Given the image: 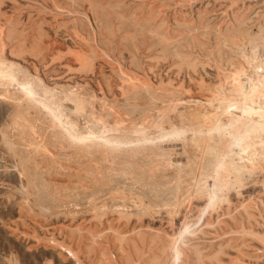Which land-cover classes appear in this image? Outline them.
I'll return each mask as SVG.
<instances>
[{"label": "rangeland", "instance_id": "rangeland-1", "mask_svg": "<svg viewBox=\"0 0 264 264\" xmlns=\"http://www.w3.org/2000/svg\"><path fill=\"white\" fill-rule=\"evenodd\" d=\"M68 1L71 0H0L2 44L5 43L6 18L26 24L30 14L33 13L31 17L34 18L39 13L41 17L38 19L35 16L36 20L44 23L40 24L42 31H39L40 22L35 20L39 22L38 28H28L25 34L29 36L23 33L24 40L19 34L21 38L18 39L19 42L23 41L22 44L16 42V38L20 37L16 32L21 30V26L16 27V32L12 29L13 36H17L12 41L15 43L12 49L15 50L14 45H18V49L24 46L21 52L16 48L15 56L10 46L12 43L9 47L7 45L4 58L9 63L18 64L23 73L43 82L49 90L46 102L60 106L65 120L77 130L102 131L105 127L115 128L119 124L127 137H134L133 128L140 125L155 135V121L162 114L168 115L174 111L178 116L181 110H162L151 106L141 93L126 89L127 83L119 69L147 79L152 87L167 86L170 83L173 88L182 89L184 99L203 101L210 93L201 87V81L211 82L216 78L214 63L207 60L203 53L207 51L206 54L212 56L214 52L223 49L219 47L221 38L216 35L217 31L224 32L243 16L254 18L264 8L262 1L254 0H194L189 5L188 2L183 4L169 1L163 31L174 30L175 20L184 15L186 24L200 27L205 33L200 40L205 47L201 48L196 42L189 43V50L186 48L189 54L192 52L190 57H195L199 64L193 72L186 70L184 65L178 69L179 61L171 56L172 51L178 49L170 47L163 54L157 40L141 30L143 27L140 24L134 26L128 23L125 20V17L128 19L127 9H123L125 12L114 9L118 15L121 14V18L126 13L124 19L120 20L125 22L120 25L121 22H117L119 16L117 20L116 17L110 18V15L107 17L108 8H104L106 13L100 9L99 14L93 10L101 8L106 0H87L88 3L95 1L98 5L102 4L98 6L95 3L98 7L95 5L97 8L93 9L91 7L94 2L90 7L91 4L84 0H75L76 4ZM233 5L235 8L231 7ZM38 10L41 13H37ZM101 10L107 14L106 17L101 16ZM116 13L111 16H116ZM139 23H142V18ZM103 26L108 31V27H112V38L110 35L107 39L110 43L103 40L110 34L107 31V35L103 33L100 36L102 39L98 34H93V31L98 32ZM37 32L39 35H34ZM125 32L127 35L133 33V37L125 38ZM81 37L89 38L88 44L83 46ZM122 37L125 39L122 40ZM34 39L38 42L36 40L35 43ZM186 41L189 42L179 41L174 48L183 47L180 43ZM30 42L35 43L34 46ZM28 44H31V48ZM126 47L131 48L128 50ZM181 49L178 51L187 53L186 49ZM204 62H208L209 66L206 63L204 66ZM201 64L204 67L201 68ZM18 79L25 81L26 78L21 74ZM0 86L5 87L7 83H0ZM39 95L42 100L45 99L42 89ZM10 112L11 105L0 99V157L5 151V136L11 143L8 127ZM171 121L176 123L177 120ZM165 146L171 147V144L166 142ZM173 147L176 150L175 158L185 160L180 155V143L174 142ZM161 150L159 147L156 149V146H148L137 150L134 157H120L119 154L115 159L107 157L106 163L97 162L94 158L81 160L65 150H52L39 163L36 171L34 167L30 171L31 167L25 163L26 172L22 183L26 191L14 192L11 200L0 195V249L17 251L21 258L31 261V264H35L37 257L41 261L50 260L52 264H76L77 260L80 264H121L123 257L113 236L115 230L127 237H131L134 230L142 238L156 230L167 233L173 218L168 207H174L175 204L179 206V215L173 221L176 227H180L183 222L194 218L197 206L203 203L198 196L201 187L197 183L188 185L173 179L172 170L166 157L161 155ZM96 169L99 170L91 180L82 178L84 174H90ZM260 178L257 181L249 177L239 187V194L235 189L228 191L225 195L227 200L211 212L210 220L218 219L221 223L214 224L209 231L205 226L203 232L196 233L198 238L192 241V245L201 255L203 264H264V246L261 241L241 230L245 226L258 235H264V213L261 210L264 208V175ZM0 181L11 183L17 189L21 186L20 174L15 171L0 172ZM5 191L0 188V193ZM242 212L245 213V221L240 225L237 216ZM129 213L130 218L127 220L125 216ZM148 241L147 245L150 243ZM151 246L149 251L152 253V249L158 245ZM79 249L81 252H78L76 258L67 254L68 250L73 253ZM102 250L104 259L100 255ZM185 253L186 261L198 264L194 250Z\"/></svg>", "mask_w": 264, "mask_h": 264}, {"label": "bare ground", "instance_id": "bare-ground-1", "mask_svg": "<svg viewBox=\"0 0 264 264\" xmlns=\"http://www.w3.org/2000/svg\"><path fill=\"white\" fill-rule=\"evenodd\" d=\"M33 1H35V0H33ZM71 1H68V2L76 4L75 0H74L75 2L74 1L71 2ZM79 1H81V0H78L77 2H79ZM84 1L87 2V0H84ZM107 1L108 0H106L104 3H106ZM126 1L127 2L129 1L128 4H126ZM169 1L179 2V3H183V4L185 2H188L187 3L188 5H189V3L191 4L194 2V0H113V1L109 0V3L112 5H110L109 3L104 4L100 1H99V3H102L103 5L102 4L98 5L95 1H92V3H90V2L89 3L87 2V3L91 4L90 5V7H91L93 5V2H94V6L91 7L92 9L95 7L96 4L98 6L102 5V7L99 8L98 10L93 9V10L98 12V13L96 12L97 14H99L100 9L103 10L104 8H108V10H107L108 15L103 14L104 11H102V10H101L102 15H101V13H100V15L101 16L107 15V17L110 15L109 16L110 18L116 17V20H117L119 15L121 16V14L118 12L119 13V15H118L116 12H114L115 11L114 9H118V10L119 9L120 10L127 9L128 10L127 11L128 12L127 18L129 20L126 19V17H125L126 13H125V16H123V17H125V20L128 21V23H133L134 26L136 24H140V27H143L141 30L146 31L150 36H152L153 38H155L157 40L156 43L162 47V53L164 52L163 54H165L167 51H169L170 47H173L174 50L175 49L180 50V48H182V49L187 48L188 49V46H190L189 43L198 42L199 46H202L201 48L205 47V46H203V43L200 42V40H202V37L205 35V33L200 29V27H191L188 24H186L184 22V15H182L181 18L175 20L176 25H175L174 30L163 31L162 27L165 24V16H166V12H167L166 9L169 7ZM254 1H262V4L264 3V0H254ZM232 2H234V0H232ZM72 5H70V7ZM106 5H108V6H106ZM109 6H112L113 9ZM97 7H95V8H97ZM128 8H130L131 10ZM104 10L106 13V9H104ZM109 10H110V12H109ZM123 11H122V13H123ZM38 12H40V10H38L37 13ZM112 13H116V16H113V15L111 16ZM32 14H30V17L27 18L26 24L21 23V21H19V20L9 21L7 18L5 19V23H6V27H7L5 37H4L5 43L3 42L4 44H2V41L0 40V54H4V51L6 49L5 47L7 45L9 47V45L11 43H12V45H10V46H12L11 49L13 48L14 42H12V41L17 37L15 34L13 36V33H14L13 31L16 32L17 26H21L20 27L21 30H17L18 32H16V34L17 35L20 34L22 36V39H23V37H25L24 35L29 36V34H25L26 31L28 30V28H30V27L32 28V27H36V26L38 28L37 23H39L40 21L36 20V18L40 19L41 16L38 13V14H35L36 18H35V16L33 18V17H31ZM122 15H124V14H122ZM120 16H119L120 19H118V21H117L118 23L120 20L124 19L123 17L121 18ZM114 18H112V19L114 20ZM140 18H142V23H139ZM130 19H131V22H130ZM35 20L39 21V22H35ZM116 20H114V21H116ZM262 20H264V11H262V9L255 14L254 18L249 19L248 17L243 16L240 18L239 21L234 23V25H232L231 27L226 29L224 32L217 31L216 35L221 38V42L219 41L221 43L220 46H219V44H217V45L219 47H221V46L223 47V49H220L221 51L219 50L217 52H214L215 51L214 50L213 51L214 54H212V56H211V55L206 54L207 51L204 52L205 48H204V50L201 49V50H203L202 53L204 52L203 54H205V58L214 63L215 70H216V74H215L216 78L214 81H212V80H211V82L201 81V83H200L201 87H204L210 93V95L212 92L215 91L216 85L220 84L219 77L221 75H223V72L218 71V68L221 65V63H223L224 66L231 68V65L228 63V61L230 58L236 57V55H237L236 52L234 51V45L243 47L248 42L249 38H252L256 41H259L260 26H261ZM25 22H26V20H25ZM123 22H125V21H123ZM123 22H121V24L120 23L119 24L123 25L122 24ZM33 23H36V25L33 26L32 25ZM42 23L41 22L39 23V31H42V28L40 25ZM248 24H249V26H248ZM43 25H44V23H43ZM104 27L105 26H103V29H102V27H100L101 29L99 28L100 29L99 30L100 32L98 31L99 33L96 31H93L94 36H97V34H98L99 37L100 36L102 37V35H104L103 33H105V35L110 33L109 35H107V37H105V36H104L105 38L103 37L104 38L103 40H105V39L107 40L109 38L108 36H110L112 33L111 32L112 30H110L112 27H108L110 32L108 30H106V27L105 28ZM124 28H127V27H124ZM12 29H13V31H12ZM17 29H19V28H17ZM104 29H105V31H101ZM34 30H35V28H34ZM31 31L32 30H30V32ZM106 31L108 32L107 34H106ZM23 33H24V35H23ZM33 33H35V32H33ZM128 34L129 35H127V33L125 32V35H127V36L126 37L123 36V37L127 38L129 36H132L133 33H128ZM34 35L37 36L39 34L37 32ZM21 36L17 37L16 39H18V38L20 39ZM43 37H45V35H43ZM110 37L112 38V35ZM123 37H122V40L125 39ZM219 37H218V39H219ZM35 38H38V37H35ZM19 39H18V41L16 40L17 44L18 43L22 44L23 41L21 40L22 42H19L20 41ZM31 39H33V38H31ZM31 39H30V41H31ZM36 40H35V43H36ZM183 40L184 41L188 40L189 42L187 43V41H186L185 43L184 42L180 43V44H183V47L174 48L179 41L182 42ZM81 41H82V45L85 46L86 44H88L89 38L81 37ZM107 41L109 42L110 40H107ZM37 42H38V40H37ZM34 44H32V46H34ZM132 44H134V43H132ZM14 46H16L15 50L14 49H12V50L17 51L16 48L18 45H14ZM23 46H24V44H23ZM23 46L21 47V49L23 48ZM131 47H133V45ZM131 47H128V48H131ZM29 48H31V46ZM21 49H18V50H20L19 52L22 51ZM128 50H130V49H128ZM178 50H176V51L171 50L173 52L172 53L173 55H171V56L175 57L177 59L176 61L177 62L179 61V63H180L179 64L180 67L177 66L178 69H181V66L184 65L186 70L189 69V71L192 70L193 72H195L196 67L199 64H198L197 59L195 57L191 58V57H193L192 55L190 57V54L192 53L191 50H190V52H191L190 54L188 53L189 49L186 51L188 53V55H186L187 53L185 54V52L182 54V52H180ZM250 51H251V48L249 47V52ZM177 52H180V53H177ZM215 53H217V54H215ZM104 54L107 55L108 57H110L105 51H104ZM111 60L114 63H116L114 59H111ZM205 63L206 62L203 63L204 66H206ZM240 63H241V61L237 58L236 59L237 67L240 66ZM203 65L201 66V68L204 67ZM207 66H209V65L207 64ZM119 72L123 76L124 81L127 83L126 89L129 91H137V92L141 93L143 95V97L145 98V100L148 101L147 103H150L151 106H153V105L157 106L158 108H160L162 110L163 109L168 110L169 108H174V109L179 108L181 110L180 111L181 113L178 116L175 115L174 111H172V113H170L168 115H165L166 116L165 119L160 124L161 127L171 128L173 125H180L181 123H183L185 126H187L189 128H196V130L199 131L200 126H202V125L206 126V122L204 120V113L206 111L207 112L213 111L211 106L208 104V99L210 96L203 101L202 100L184 99L183 95H182V89L173 88L170 83L167 86L152 87L150 85V83L148 82V80L145 78L139 77L137 75L125 73L121 69H119ZM6 83H7V86H5V87L0 86V99L5 101V102H8L11 105L12 112L9 113L11 115V117L9 116L10 118H8V119H10V123H9L10 125L8 126L10 132L9 131L8 132H9V134H11V136L9 135V138L11 139V144H15L18 146V151L23 154L24 164L27 163V165H29L31 167V169H29L30 171L32 170V167H34V169L36 171L39 167L38 165H40L39 163H41L44 159H46L47 154L49 152H51L52 150H56V151L65 150L68 153H73L75 156L80 157L81 160L94 158L97 162H105L106 163L105 159L107 157L115 159V158L119 157L118 154L120 155V157H123L124 155L128 156V157H134L135 152L137 150L147 148L148 146H150V147L156 146V149H158V147L160 149H162L161 155L166 157L167 164L172 170V177L174 180H176V182H184L188 185L197 183L199 185V187H201V191L198 193L199 194L198 196L202 199L203 203L197 206V211H196L197 213L194 216V218L187 220V222L189 224L197 225V227L195 229L196 233L197 232H203L202 228L205 226L208 228L207 231H209L211 229V227H213L214 224L221 223L218 219L210 220L211 212L213 210H209L207 212H202V209H204L208 204V198L207 197H208V192L211 191L212 184L213 183H226L229 179L226 174L221 173L219 181H216V180H213L211 178H208V174L206 172L202 171L203 165H202L201 161H202V157H203V152H204V150H206L209 147V145L206 143V137L197 136L196 139L200 143L199 149L196 148L192 144V136H191V134H189L187 145H185V143L182 141L167 140V141H161L157 144H141L137 147H129V148L121 149L119 151V153H115V154L112 152V150L105 149L104 147H93L91 149V151H89L85 148H82L79 145H73L70 141H68L65 133H63L60 130L58 124L55 127H53L54 122L52 120L51 115L48 112H45L44 109L40 108L39 105H37V104L33 103L31 100H29L25 96L23 90L20 87L13 85L11 82H6ZM226 86H228V85H226ZM196 101H200V103H197ZM182 117H183V120L181 119ZM174 119L177 120L176 123H174V121L173 122L171 121ZM66 122H68V121H66ZM207 123H211V121L209 120ZM77 131H79L80 133H83V134H87V132H88L87 130H83V131L77 130ZM93 132L98 133L99 131H93ZM148 133L152 138H155V136L158 134V128H157V134L153 135V133H151L149 130H148ZM127 138L128 139H136V137H131V136L127 137ZM166 142H169V144H171V147L165 146ZM174 142L180 143V150H181L180 155L182 154L185 157V160L184 159L179 160V159L175 158V155H176L175 151L176 150L173 147ZM29 144L42 145V148L38 151L35 147L29 148L28 147ZM214 147H219V148H221V150H223L224 147H226V144L216 145ZM44 149H47V151H45ZM41 166H42V164H41ZM98 170L99 169L91 171L90 174H84L82 178L83 179L87 178V179L91 180L92 178L95 177ZM24 171H25V168H24ZM260 176H261V174L256 173L251 178H253L254 180L260 181V179H261ZM232 179L234 180V177ZM205 184H207V186H208L207 191L204 190ZM227 192L228 191H226V193ZM226 193H225V195H226ZM225 199L227 200L226 196H225ZM220 203H222V202H220ZM220 203H218L216 205L215 209L220 207L219 206ZM168 209L171 210V215L173 216L174 219L178 217V215H179V206L178 205L175 204L174 207H168ZM261 210L264 213V208H262ZM261 210H260V212H261ZM122 212L125 213V210H123ZM243 212L237 216V219L239 221L238 223L240 225L244 224V221H245V217H244L245 213H243ZM201 216H203V219H199ZM125 217L127 220H129L130 213L128 215H126ZM173 218L170 220L169 232H167V233H165L161 230H156L154 233L146 235V236H144L145 238H142L140 236L141 235L140 233L132 230L133 235L131 237L134 238L135 241L133 240L131 243H130V240L132 239L131 237H127L126 235H122L119 231L115 230L113 232V236L115 237V240L118 243L120 253L122 254V257H123V259L121 260V264H157V262H159V261L168 259V257L170 256V252H168L167 249H169V247L172 243L170 237L174 233L178 234L179 231L181 230L180 227H176L175 222L173 221ZM241 230H242V233H244V234L249 233L250 235H254V236L258 237V239L261 241V243L264 246V242H262V240H261V237H264V235H258L252 229H246L245 226H242ZM241 230H240V233H241ZM237 232H239V231H237ZM148 237H151V238H148ZM195 238H198V237H196V235L195 236H187L186 239L190 243V248L183 249V246H182V251L185 252V251L194 250L195 255L197 256V260H198L197 263L203 264V262L201 261V258H202L201 255L199 254L197 249L194 248V245H192V241ZM148 239H149L148 242H150L151 244L148 243V245H147L146 243H147ZM101 241H102V239H101ZM149 245L150 246L151 245H154V246L158 245L159 250H157L158 247L157 248L154 247L156 249L153 248L152 249L153 252L151 253L150 249L152 246L150 247ZM78 252H81V249H79V251L75 250L73 252V257L74 256H75V258H76V256L78 257ZM100 255L104 259V257H105L104 250L101 251ZM106 264H111V263L106 262ZM117 264H120V263H117Z\"/></svg>", "mask_w": 264, "mask_h": 264}, {"label": "snow or ice", "instance_id": "snow-or-ice-1", "mask_svg": "<svg viewBox=\"0 0 264 264\" xmlns=\"http://www.w3.org/2000/svg\"><path fill=\"white\" fill-rule=\"evenodd\" d=\"M231 7L235 8L234 5ZM234 51L236 57L228 61L231 68L224 66L223 63L218 68L223 75L219 77L220 84L216 85L215 91L208 99L213 111L204 113L206 126H200L199 131L183 123L173 125L171 128H163L160 124L165 119V115L162 114L155 121V126L159 129L155 138L149 135L143 125L134 126L132 136L136 139H128L125 130L121 129L119 124L115 128L105 127L98 133L91 130L87 134L80 133L70 122L65 121L60 106L46 102L49 90L44 87L43 82L23 73L18 64L9 63L4 58L6 53L0 54V83L11 82L20 87L29 100L51 115L53 127L58 124L68 141L89 151L93 147H104L115 154L121 149L137 147L141 144H157L167 140H178L187 145L189 134L192 136V144L199 149L197 136L206 137L209 147L203 152L202 171L208 174V178L216 181H219L221 173L229 178L226 183L212 184L211 191L208 192V204L202 209V212H207L215 210L216 205L225 200L226 191L235 189L239 194V187L243 186L249 177L256 173L264 175V20L261 21L259 41L249 38L243 47L234 45ZM13 55H16L15 51ZM237 58L241 61L239 67L236 64ZM21 74L25 76V81L18 80ZM41 89L44 100L39 95ZM196 102L200 103V101ZM181 119L183 120V117ZM209 120L211 123H207ZM224 144L226 147L223 150L214 147ZM3 146L5 151L0 157V172H18L21 180L19 189L11 183L0 181V188L6 190L0 195L11 200L14 192L26 191L22 183L25 178L24 157L18 151V146L9 143L6 136ZM28 147H35L39 151L42 145L29 144ZM204 190H208L207 184L204 185ZM199 219H203V216ZM196 227L197 225L189 224L187 221L181 224L179 233H174L170 237L172 243L167 249L170 256L157 264H190V261L183 258L186 253L182 251V246L183 249L190 248L186 237L195 236ZM261 240L264 242V237H261ZM67 254L73 256L70 250ZM0 264H31V261L21 258L17 251L9 252L4 248L0 249ZM35 264H52V262L47 259L41 261L37 257ZM76 264L80 262L77 260Z\"/></svg>", "mask_w": 264, "mask_h": 264}]
</instances>
